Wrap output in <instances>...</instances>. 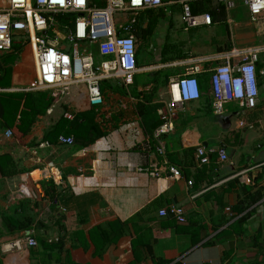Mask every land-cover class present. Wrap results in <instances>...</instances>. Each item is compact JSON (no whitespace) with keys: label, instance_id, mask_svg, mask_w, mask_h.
<instances>
[{"label":"crops","instance_id":"obj_1","mask_svg":"<svg viewBox=\"0 0 264 264\" xmlns=\"http://www.w3.org/2000/svg\"><path fill=\"white\" fill-rule=\"evenodd\" d=\"M234 3L228 9L219 0H163L139 12L132 25L140 51L134 82L102 81L98 108L89 104L86 84L31 90L37 70L29 47L0 54V264H133L138 237L150 246H138L143 264H264V53L257 64L258 108L230 103L218 115L212 106V70L223 55L264 46V19L252 22L243 0ZM219 6L221 21L186 29L187 9L218 15ZM132 18L115 15L116 27ZM143 30L151 32L142 38ZM144 43L151 53L145 63ZM196 66L200 99L185 104L174 130L156 139L171 80ZM150 97L156 116L145 112V121L138 108ZM83 116L105 133L89 146L77 142L91 138L80 125L84 119L75 126ZM61 136L76 141L60 144ZM199 147L223 149L228 160L212 155L201 165ZM170 168L182 178L173 179ZM258 191L263 199L238 214L240 203L246 207ZM171 206L183 209L186 223L160 215ZM27 218L29 230H19ZM26 237L37 247L9 249Z\"/></svg>","mask_w":264,"mask_h":264},{"label":"built area","instance_id":"obj_2","mask_svg":"<svg viewBox=\"0 0 264 264\" xmlns=\"http://www.w3.org/2000/svg\"><path fill=\"white\" fill-rule=\"evenodd\" d=\"M228 9L234 7V0H219ZM252 22L264 19V0H243ZM163 5V0H0V54L12 50L15 42L32 50L37 80L31 90L68 89L71 85L86 84L88 100L92 107L104 104L101 82L120 79L131 86L138 72L137 43L133 27L138 13ZM131 15V25L116 27L115 15ZM71 17L69 24H60L56 19ZM186 29L210 26L209 14L193 15L186 10ZM121 31V32H119ZM264 46L246 50L233 49L223 55L212 71V106L220 115L227 104L234 103L242 110H255L259 106L257 64ZM96 54L103 61L96 63ZM1 70V69H0ZM200 69L189 68L183 77L171 80L170 103L159 111L162 126L155 137L160 140L174 130V119L185 104L198 101L201 97L196 75ZM67 118H72L66 115ZM241 127L244 123L241 122ZM73 137L59 138L60 144L73 145ZM160 153L163 151L160 149ZM217 155L220 162L228 156L223 149H197L201 165L209 164L210 156ZM173 179H181L176 168H170ZM160 171L154 176L160 177ZM245 174V173H244ZM252 183L251 178H246ZM191 184V183H190ZM95 187V185H94ZM230 211V209H227ZM162 217L173 216L178 223H186L182 208L171 206L160 212ZM34 238L26 237L9 245L10 250H21L23 246L37 247Z\"/></svg>","mask_w":264,"mask_h":264},{"label":"trees","instance_id":"obj_3","mask_svg":"<svg viewBox=\"0 0 264 264\" xmlns=\"http://www.w3.org/2000/svg\"><path fill=\"white\" fill-rule=\"evenodd\" d=\"M218 9H219V11L217 12V14L218 15H220V16H218V15H215V14H213V12L212 11H209V13H210V15H211V17H212V22H213V20L215 21L216 19H219L220 21L223 19V18H221L222 17V15H224V9H223V7L222 6H219L218 7ZM193 11V15H195V16H197L198 14H202V13H204L203 11H194V10H192ZM215 16V17H214ZM148 32H151V31H149V30H147V33H146V31H142V33H141V37L142 38H144V36H145V34H148ZM19 50V47H17L16 45L13 47V50L11 51V52H8L7 54H11L12 53V56H13V54H15L17 51ZM140 54V51H138L137 52V65H140V61H139V58H138V55ZM0 64L2 65V61H0ZM4 77H2V76H0V87H1V85H2V83H3V81H4ZM152 96V95H151ZM152 101V99H151V97L149 98V99H146V102L148 103L147 105L146 104H141L140 106H139V108H138V110L140 111V113H141V115L144 117V119H145V121H146V115H145V112H150L151 113V115H153V116H156V112H155V106H149L150 104V102ZM3 112H4V107L1 105V103H0V114H1V116H4V114H3ZM21 118H23V113H22V115H21ZM84 119V122H82L83 124H80V125H84V126H86L87 128H88V134L90 135L91 134V138L89 139V140H86V139H84V138H82V136L81 137H79V138H77V142H79V143H81V145H83V146H89V145H92L93 143H95L97 140H99L101 137H103L104 135H105V133H103L101 130H100V128H99V126L97 125V124H95V122H94V120L93 119H88V117H77L76 118V122H75V126H76V128H78V125L77 124H79L78 122L80 121V120H83ZM91 125V126H90ZM76 141V140H75ZM263 199V194L260 192V191H258L253 197H252V199H251V201H250V203H249V205H246V207H243V204H242V202L240 203V205L238 206V208H237V213L238 214H241L242 212H244L247 208H249V207H251L252 205H254V204H256V203H258L259 201H261ZM133 220V219H132ZM132 220H131V222H132ZM28 221V223H26ZM27 221H20L21 223H20V226H19V230H24V231H27V230H29V228H30V226L28 225L29 224V222H32V220H31V218H27ZM127 223H130V220L127 222ZM141 239H142V237L140 238V237H138L137 238V240H135L134 241V243H133V251H134V254H135V260H136V262L135 263H133V264H143V262L142 261H139V260H137V258H136V253H137V251H138V246L140 245L141 247H143V248H146L148 251H150V246L147 244V243H145V242H143V241H141ZM157 264H169L168 262H159V263H157Z\"/></svg>","mask_w":264,"mask_h":264},{"label":"rangeland","instance_id":"obj_4","mask_svg":"<svg viewBox=\"0 0 264 264\" xmlns=\"http://www.w3.org/2000/svg\"><path fill=\"white\" fill-rule=\"evenodd\" d=\"M95 1L98 4L100 3V0H95ZM221 29L224 30V28H221ZM193 35L191 37H193ZM17 46L20 48V46H22V45L18 42ZM150 58H151V53H150L149 45H148V43H144L142 50H141V60L144 61V63H145L146 60L150 59Z\"/></svg>","mask_w":264,"mask_h":264},{"label":"water","instance_id":"obj_5","mask_svg":"<svg viewBox=\"0 0 264 264\" xmlns=\"http://www.w3.org/2000/svg\"><path fill=\"white\" fill-rule=\"evenodd\" d=\"M136 43H137V45H139V40H136ZM262 159H264V156L262 157ZM257 161H258V160H257ZM30 234H31V233L28 232V233H27V236H30Z\"/></svg>","mask_w":264,"mask_h":264}]
</instances>
